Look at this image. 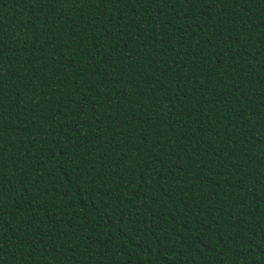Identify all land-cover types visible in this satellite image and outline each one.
I'll return each instance as SVG.
<instances>
[{"label": "trees", "instance_id": "obj_1", "mask_svg": "<svg viewBox=\"0 0 264 264\" xmlns=\"http://www.w3.org/2000/svg\"><path fill=\"white\" fill-rule=\"evenodd\" d=\"M0 264H264V0H0Z\"/></svg>", "mask_w": 264, "mask_h": 264}]
</instances>
